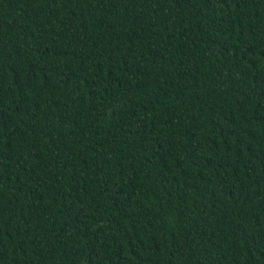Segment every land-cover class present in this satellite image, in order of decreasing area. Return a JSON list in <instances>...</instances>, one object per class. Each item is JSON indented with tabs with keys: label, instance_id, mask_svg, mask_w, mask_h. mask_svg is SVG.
<instances>
[{
	"label": "trees",
	"instance_id": "trees-1",
	"mask_svg": "<svg viewBox=\"0 0 264 264\" xmlns=\"http://www.w3.org/2000/svg\"><path fill=\"white\" fill-rule=\"evenodd\" d=\"M0 264H264V0H0Z\"/></svg>",
	"mask_w": 264,
	"mask_h": 264
}]
</instances>
